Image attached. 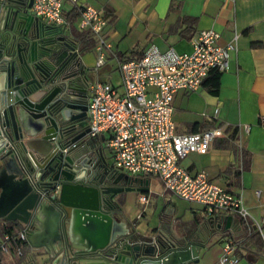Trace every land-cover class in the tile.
I'll list each match as a JSON object with an SVG mask.
<instances>
[{
    "label": "water",
    "instance_id": "1",
    "mask_svg": "<svg viewBox=\"0 0 264 264\" xmlns=\"http://www.w3.org/2000/svg\"><path fill=\"white\" fill-rule=\"evenodd\" d=\"M32 1L0 0V219L18 221L29 238L43 236L35 264L198 262L205 244L114 219L121 212L117 193L162 190L161 184L104 159H79L104 140L90 133L86 119L80 90L88 75L73 39L32 13ZM232 217L208 220L225 228ZM76 234L85 241L73 244Z\"/></svg>",
    "mask_w": 264,
    "mask_h": 264
},
{
    "label": "crops",
    "instance_id": "2",
    "mask_svg": "<svg viewBox=\"0 0 264 264\" xmlns=\"http://www.w3.org/2000/svg\"><path fill=\"white\" fill-rule=\"evenodd\" d=\"M80 1L100 9L106 19L102 31L105 42L101 44L98 35L89 29L76 28L78 32L88 31L92 35L93 44L84 45L69 24L60 25L73 39L76 58L91 81L114 82L111 76L114 67L119 73L118 62L140 55L151 43L161 50L173 47L179 52H189L192 49L190 37L201 28L218 30L221 44L238 32L237 49L231 51L228 67L221 71L218 91L211 92L203 83L196 90L177 91L172 116L178 132L224 125L226 135L216 137L204 153L191 152L180 163L191 172L205 171L210 180L240 193L253 218L246 220L234 213L228 227L220 228L218 220H208L199 203L193 202L187 209L180 208L173 197L175 194H168L163 188H149L119 192L117 201L121 212L114 219L122 220L127 228L136 231L147 232L151 228L167 236L178 234L188 241L205 244L200 249L198 262L184 264H213L230 238L236 243L234 253L239 257L234 264H264V0ZM71 6L66 0L64 12ZM99 50L104 53V63L97 66ZM119 82L120 73L114 83ZM244 123L249 124L247 130ZM228 126H237L234 138H230ZM242 147L249 153V163L244 168L241 165ZM87 154L83 152L81 156L87 158ZM103 159L106 161L101 152L100 163ZM89 160L92 163L91 157L88 163ZM237 170H240L239 176L235 174ZM141 193L146 194L147 202L152 197L155 199L156 209H160L159 222L151 224L144 213L138 216V210L131 208V200ZM5 225H13L14 230L22 227L16 220L0 219V236ZM78 240L85 241V238L76 234L73 244H80ZM44 243L43 236L34 232L22 244V254L13 249L0 251V264L22 261L35 264L34 256L44 249Z\"/></svg>",
    "mask_w": 264,
    "mask_h": 264
},
{
    "label": "built area",
    "instance_id": "3",
    "mask_svg": "<svg viewBox=\"0 0 264 264\" xmlns=\"http://www.w3.org/2000/svg\"><path fill=\"white\" fill-rule=\"evenodd\" d=\"M69 1L80 12L77 28L95 32L99 44L104 43L102 31L106 19L100 9L80 0ZM65 2L33 0L31 11L48 23L67 25ZM219 37L218 30L201 28L190 37L189 52H179L173 47L161 50L151 43L140 55L121 59L119 83L91 81L86 102L87 123L92 135H104L113 166L131 174L155 177L162 188L199 203L208 217L236 213L249 220L253 217L240 193L210 180L205 171L191 172L180 163L191 152L204 153L216 137L226 135L224 125L178 132L172 116L177 91L196 90L212 68L222 71L228 67L230 53L237 49L238 32L224 44L219 42ZM103 63L104 53L99 50L97 66ZM243 127L247 130L249 124L244 123ZM138 198L142 203L147 202L145 193ZM142 213L143 210L138 216ZM256 225L261 228L259 223ZM26 238L24 227L4 231L0 236V251L13 249L22 254L21 246ZM235 249V241L228 239L223 253L213 264L236 263L239 257Z\"/></svg>",
    "mask_w": 264,
    "mask_h": 264
},
{
    "label": "trees",
    "instance_id": "4",
    "mask_svg": "<svg viewBox=\"0 0 264 264\" xmlns=\"http://www.w3.org/2000/svg\"><path fill=\"white\" fill-rule=\"evenodd\" d=\"M80 12L79 10L75 7V6H71L68 10H66L64 12V17L65 20L68 22L71 30L74 32L75 36L78 38V40L80 42H82L84 45L85 44H93V40H92V35L88 32V31H81L78 32L74 23L75 20L78 18ZM84 37H87V39L85 40ZM85 41H87L86 43H84ZM220 74H221V70L217 69V68H212L209 73L207 74V76L204 78V80L202 81V83L204 85H206L208 87V89L211 92H217L219 89V85H220ZM230 126H228L226 129L230 130ZM237 131V126H233L231 128V132H230V138H234L235 134ZM248 151L245 148H241V165L242 167H247L248 163H249V155H248ZM236 176L240 175V170L235 171ZM229 189V188H228ZM3 232L4 231H13L14 230V226L11 225H5L4 228L2 229Z\"/></svg>",
    "mask_w": 264,
    "mask_h": 264
},
{
    "label": "rangeland",
    "instance_id": "5",
    "mask_svg": "<svg viewBox=\"0 0 264 264\" xmlns=\"http://www.w3.org/2000/svg\"><path fill=\"white\" fill-rule=\"evenodd\" d=\"M77 19L75 20V27L77 28ZM112 80L114 82H117L118 78H119V73L117 71V69L114 67V70H113V73H112ZM102 148H103V155L106 159V161L112 163V158L110 156V152H109V149L106 145V142L103 141V144H102ZM185 159H183V164L185 163ZM163 190L166 192V193H171L168 189L166 188H163ZM127 193V192H126ZM173 195V194H172ZM174 199L176 200V202L180 205V208H185L187 209L189 205L193 204V202H190V201H187L183 198H180L176 195H173ZM131 208L134 210V211H137L138 210V214L143 210V213L145 214V219L150 221V223L152 224L153 221H157L159 222V211L160 209H156V206H155V199L150 198V201L146 202V203H140L138 198L134 197L133 200H131ZM140 210V211H139ZM136 216V215H135ZM153 218V219H152ZM152 221H151V220ZM150 228V227H149ZM153 228V227H152ZM151 230V228L149 229V231Z\"/></svg>",
    "mask_w": 264,
    "mask_h": 264
},
{
    "label": "flooded vegetation",
    "instance_id": "6",
    "mask_svg": "<svg viewBox=\"0 0 264 264\" xmlns=\"http://www.w3.org/2000/svg\"><path fill=\"white\" fill-rule=\"evenodd\" d=\"M30 11H31V7H30ZM32 12V11H31ZM33 13V12H32ZM72 42V41H71ZM73 43V42H72ZM90 83H91V80H89V78H87L86 80H84V79H82V81H81V90H80V92L81 93H83L84 95H85V99H86V102H87V98H88V96H89V86H90ZM87 115V114H86ZM86 119H87V116H86ZM104 141V140H103ZM103 141H98L97 139L96 140H94V147L93 148H91V150H88V151H85V152H87L88 154V157L86 158V163H88L87 162V160L91 157V159H93L92 160V162H94L95 160H99V156H100V154H101V152H102V144H103ZM75 145H76V143H75ZM85 156V155H84ZM84 156H80V158L79 159H82ZM89 162H90V160H89ZM99 165H101V163H100V161H99ZM118 194V193H117ZM117 194L115 195V198H116V200H117ZM118 211V210H117ZM151 230H153V229H151ZM154 231H156V230H154Z\"/></svg>",
    "mask_w": 264,
    "mask_h": 264
}]
</instances>
